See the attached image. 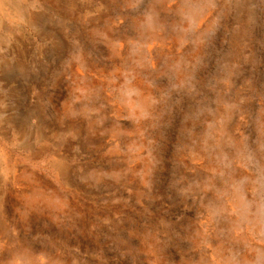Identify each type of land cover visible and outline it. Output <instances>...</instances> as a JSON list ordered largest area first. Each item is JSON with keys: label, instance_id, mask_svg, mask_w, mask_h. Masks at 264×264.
<instances>
[{"label": "rangeland", "instance_id": "obj_1", "mask_svg": "<svg viewBox=\"0 0 264 264\" xmlns=\"http://www.w3.org/2000/svg\"><path fill=\"white\" fill-rule=\"evenodd\" d=\"M0 264H264V0H3Z\"/></svg>", "mask_w": 264, "mask_h": 264}, {"label": "bare ground", "instance_id": "obj_2", "mask_svg": "<svg viewBox=\"0 0 264 264\" xmlns=\"http://www.w3.org/2000/svg\"><path fill=\"white\" fill-rule=\"evenodd\" d=\"M0 8L3 9V10L5 9L4 8V4H3V0H0ZM0 40L2 41V39H0Z\"/></svg>", "mask_w": 264, "mask_h": 264}]
</instances>
